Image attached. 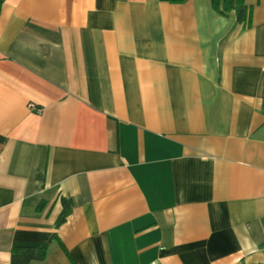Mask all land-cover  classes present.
<instances>
[{"label": "crops", "instance_id": "obj_1", "mask_svg": "<svg viewBox=\"0 0 264 264\" xmlns=\"http://www.w3.org/2000/svg\"><path fill=\"white\" fill-rule=\"evenodd\" d=\"M245 2L247 28L211 0H3L0 264H264V0Z\"/></svg>", "mask_w": 264, "mask_h": 264}, {"label": "trees", "instance_id": "obj_2", "mask_svg": "<svg viewBox=\"0 0 264 264\" xmlns=\"http://www.w3.org/2000/svg\"><path fill=\"white\" fill-rule=\"evenodd\" d=\"M172 4H180L186 0H162ZM3 0H0V6ZM211 6L214 11L223 16H228L231 12L235 14L237 24L243 27L251 25L252 8L247 5L245 0H211ZM2 140V137H0ZM62 210L56 221V226L62 224L71 212L72 200L70 198H61ZM53 237L61 245L56 234ZM264 245V244H262ZM47 256L46 247L17 246L11 249L10 264H30L32 261H43Z\"/></svg>", "mask_w": 264, "mask_h": 264}, {"label": "built area", "instance_id": "obj_3", "mask_svg": "<svg viewBox=\"0 0 264 264\" xmlns=\"http://www.w3.org/2000/svg\"><path fill=\"white\" fill-rule=\"evenodd\" d=\"M29 106H30V107H32V105H31V104H30Z\"/></svg>", "mask_w": 264, "mask_h": 264}]
</instances>
